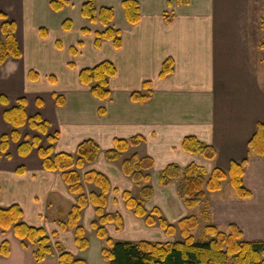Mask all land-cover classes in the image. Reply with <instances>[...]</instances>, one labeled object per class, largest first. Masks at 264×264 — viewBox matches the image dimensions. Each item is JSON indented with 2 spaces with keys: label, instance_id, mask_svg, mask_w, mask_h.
<instances>
[{
  "label": "crops",
  "instance_id": "0c3cea01",
  "mask_svg": "<svg viewBox=\"0 0 264 264\" xmlns=\"http://www.w3.org/2000/svg\"><path fill=\"white\" fill-rule=\"evenodd\" d=\"M84 1L69 0L55 11L51 0H0V13L15 24L21 52L20 57H9L0 64V98L4 99L0 100V136L12 130L3 112L24 98L26 116L40 115L48 122L47 133H58L55 153L75 154L81 141L93 139L100 148L97 158L79 172L94 170L108 178L105 211L119 212L124 227L126 221L132 227L143 225L122 199L124 190L138 197L133 190L139 194L142 185L153 188L145 202L147 208L159 207L168 216L180 213L179 217L186 208H193L179 197L178 179L168 186L159 184L166 165L195 163L205 169L207 178L215 167L228 170L232 161H245L242 183L249 196H239L229 179L223 180L219 190L206 192V219L223 230L237 225L244 239L264 240V155L248 152L256 124L264 121V48L260 47L264 0H188L187 4L136 0L140 11L136 23L128 22L123 0H94L97 8L112 7L110 26L121 33L118 48L108 39L99 47L94 45V33L105 26L82 16ZM66 20L72 23L70 29L63 26ZM2 22L0 18V36ZM168 58L173 60L172 72L159 77ZM104 60L114 63L116 73L108 80L110 96L98 99L89 85L79 81V71ZM145 81L151 85L149 99L132 100V92L144 91ZM20 132L19 140H11L6 153L0 155V208L18 204L22 221L43 227L64 250L87 264H108L101 254L104 242L90 226L95 217L93 205L88 203L79 219L89 239L88 248L76 246L72 229H60L58 220L66 218L76 195L59 171L44 169L37 147L19 154L22 140L39 136V145H44L46 135L27 123ZM136 135L142 136L137 146L122 152L116 161L105 158L115 138ZM187 135L213 146L215 157L206 159L184 151L181 143ZM134 154L153 160L152 167L144 171L150 179L139 185L121 167L122 160ZM81 182L86 195L98 191L95 185ZM106 229L114 231L113 224ZM53 232L57 235L52 236ZM3 240L8 241L10 252L0 255V264H58L56 256L35 262L32 246H22L12 230H0V244Z\"/></svg>",
  "mask_w": 264,
  "mask_h": 264
},
{
  "label": "trees",
  "instance_id": "16d2710c",
  "mask_svg": "<svg viewBox=\"0 0 264 264\" xmlns=\"http://www.w3.org/2000/svg\"><path fill=\"white\" fill-rule=\"evenodd\" d=\"M69 3V0H51L50 7L58 11ZM180 4H187L188 0H178ZM126 18L130 23L138 22L140 18L139 4L136 0H123L122 2ZM81 14L91 22H100L105 28L94 33V45L99 47L102 40H112L114 47L121 45V33L118 29L110 26L113 19L112 7L97 8L94 0H86L81 5ZM0 36V64L9 57H20L21 52L15 38V24L7 20L3 13ZM64 28L70 29L72 23L66 20ZM263 40L260 47L264 48V20L261 23ZM84 33L89 32L83 28ZM173 60L166 59L159 72V77H164L172 72ZM116 73L114 63L108 60L99 62L92 67H85L79 71V81L90 86L92 95L98 99H106L110 96L108 80ZM31 77H36L30 72ZM150 81L143 83L144 91H134L131 98L134 101H146L151 95ZM0 100H4L3 97ZM58 103H63L56 96ZM26 101L24 98L17 100L16 104L3 112L4 119L11 125L10 134L0 136V155L6 153L11 140L18 141L21 135L20 129L25 125L46 135V144L39 145L41 138L33 136L19 143L18 152L26 155L33 147L38 148L42 165L47 171H59L69 191L76 195V202L66 214V218L58 220L61 230L72 229L74 242L80 250L89 246L84 227L79 223L82 209L90 203L95 208V217L90 226L98 238L104 240L101 254L108 264H264V240H247L243 238L241 229L230 224L228 232L217 228L213 224L205 227V238L202 241L194 240L192 230L198 225L197 216L190 215L180 218L177 225L169 223L162 216L158 207L150 211L145 208V202L151 198L153 188L151 185H142L139 196L135 197L130 191L122 192L125 206L132 210L137 217L143 218L146 225L157 224L164 230L166 235L171 236L179 231L182 239L178 241L152 242L141 239L137 242H115L106 229L107 224H115L117 229L122 227V216L119 212H106L107 194L110 191V182L101 172L94 170L86 171L82 175L80 169L87 163L96 160L99 146L93 139L81 141L75 150V154L66 152L55 153L54 144L58 139V133L48 134V122L40 115L26 116ZM102 113V110H100ZM142 136L136 135L129 139H114L113 148L105 150V158L116 161L122 152L130 147L137 146ZM181 147L184 151L213 159L216 150L211 145H206L196 136L187 135L183 138ZM249 155H264V121L258 122L254 134L248 142ZM153 165L150 157L139 158L136 154L122 160L121 167L125 175L129 176L136 184L148 181L150 174L147 171ZM245 161H232L228 170L215 167L206 178V171L202 166L190 163L184 167L170 163L161 170L159 184L168 186L173 180L178 179V195L183 199L187 207H194L202 199L207 191H217L221 188V182L229 179L230 184L241 197L249 196V192L242 183ZM22 172V168L18 169ZM81 180L91 183L98 188L88 195L83 192ZM23 211L18 204L0 208V230L2 233L12 230L22 246H32L35 262H40L48 257L56 256L58 264H87L86 260L75 257L72 253L64 250L59 242H53L51 235L43 227L31 226L22 221ZM53 232L52 236H56ZM9 243L3 240L0 244V255L9 254Z\"/></svg>",
  "mask_w": 264,
  "mask_h": 264
},
{
  "label": "rangeland",
  "instance_id": "374dc122",
  "mask_svg": "<svg viewBox=\"0 0 264 264\" xmlns=\"http://www.w3.org/2000/svg\"><path fill=\"white\" fill-rule=\"evenodd\" d=\"M263 20H264V18L261 19V21H263ZM227 186H230V184L225 183V187H227ZM223 190L226 191L225 188ZM133 193H135L136 195L139 196L136 189L133 190ZM204 198H205V196L202 199H200V201L193 208H191V209L186 208V212L183 214V217L190 216V215L197 216L198 225L192 230L194 240H197V241L204 240V238H205V227L208 225V222L206 219L207 204L208 203H207V200H204ZM145 208L148 211H150L153 207L151 208V206H150L149 208H147L145 205ZM161 213H162V216L164 218H166V220L169 223L174 224V225H177V221L180 218H182L181 216L180 217L178 216V215H181L180 213H173V214H171V216H168L169 214L167 215V213H163L162 210H161ZM176 215L179 218H176ZM137 218H140V217H137ZM141 220L143 222V225H142V227L139 228L136 225H134L133 227L128 226L127 221H126L125 227H124L123 226V219H122V227L120 229H117L116 225L113 224L114 231L112 229H110V232L107 231L108 235L115 242H117V241L137 242V241H139V239L149 240L152 242H156V241L165 242V241H178V240L182 239L178 230H176V233L174 235L168 236V235H166L164 230L162 228H160L157 224L149 226V225H146L143 218H141ZM122 228H124V229H122ZM220 230H223V229L221 228ZM229 230H230L229 228H225V230H223V231L228 232ZM93 232L95 233L94 230H93ZM150 234L152 235L151 237H150ZM103 242H104V240H103ZM103 246H104V244H103Z\"/></svg>",
  "mask_w": 264,
  "mask_h": 264
}]
</instances>
